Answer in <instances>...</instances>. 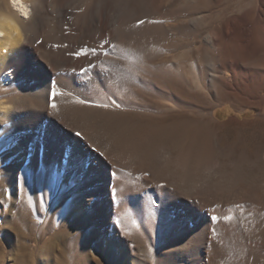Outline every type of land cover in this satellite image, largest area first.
Returning a JSON list of instances; mask_svg holds the SVG:
<instances>
[{
	"label": "rangeland",
	"instance_id": "obj_1",
	"mask_svg": "<svg viewBox=\"0 0 264 264\" xmlns=\"http://www.w3.org/2000/svg\"><path fill=\"white\" fill-rule=\"evenodd\" d=\"M41 1L33 4V11L39 12L38 16L45 25L51 24L50 28L59 32H56V44L40 38L39 46L54 51L65 50L62 54L66 58L68 55V60L86 62L82 64V69L74 65H64L61 69L48 67L53 76L56 75L55 78L70 74L84 77V72L90 67L99 64L101 67L103 59L120 58L123 45L120 46L121 43L116 39L115 24L107 19L104 22L100 20L99 25V21L88 18L91 11L127 10L121 17L124 20H127L125 17L133 18L129 22L121 18V26L127 27L130 23L129 26H135V30H143L159 27L162 23L170 29L168 37L143 35L138 43H131L132 47L124 46L138 66L136 77L142 80L145 85L143 88L133 84L135 86L120 89L110 84L108 89H103L96 84L85 93L87 104L80 101L89 106L100 105L98 108L103 106L106 111L115 110V117L122 119L126 129H129L127 137L144 155L135 163L118 164L112 171L113 176H119L138 191H132L128 196L132 204L117 193L120 198L118 205H121L117 220L119 235L114 234L117 239L113 238L112 242L120 243L122 248H129L136 264H160L169 249L174 248L172 242L163 241L164 234L155 229L168 217L160 214V203L181 198L194 208L199 217L204 215L207 219L212 234L205 248V264H264V0H208L205 4L200 2L195 5L190 4L189 0ZM247 12H250L248 19L242 17ZM202 15L208 18L199 28L198 34H195L189 25L190 19ZM216 29L222 34L223 44L215 74L208 65L213 55L208 54L203 58L198 56L192 61L188 60L189 65L186 67L197 76V81H187L175 71L171 63L183 53L197 49L203 44L206 34ZM224 44L230 48L225 49ZM149 48H154L155 54ZM138 50L140 54L136 53ZM86 65L87 69H84ZM106 65L104 68L108 70ZM220 76L222 78L216 81V87L213 86L212 77ZM79 93L84 94V91ZM170 122V132L163 135L154 133L156 125L161 127ZM179 122L185 123L181 127ZM163 151H168L169 156H163ZM182 156L187 159L185 168L177 160ZM205 161L217 164L208 171L203 167ZM48 174L51 178V172ZM117 186L118 181L115 180ZM23 190V200L19 196L17 198L23 201L29 211L27 213L31 222L37 217L47 218L51 206L60 197L61 185H56L46 193L47 208L28 207L27 185H24ZM6 196L3 195L4 198ZM17 203L22 206L21 202ZM55 217L56 212L49 219L43 237H37L36 240L24 241L18 237L4 240L0 237V264H36L40 251L38 244L42 246L53 235ZM199 217L198 222L201 220ZM43 226L44 222L40 220L31 232L38 231L39 234L44 230ZM145 229L150 234L149 242L146 239L137 240L130 233L134 231L146 237ZM223 233H228L225 235L229 238V244ZM55 242L58 244L59 241ZM70 244L69 248L64 247L70 253V258L69 255H63L61 264L77 262L72 252H78L80 247L77 244L78 247L74 245L73 249L75 243ZM24 246H28L27 251L37 258L25 254ZM80 264L85 262L80 261ZM89 264L96 263L90 261Z\"/></svg>",
	"mask_w": 264,
	"mask_h": 264
},
{
	"label": "bare ground",
	"instance_id": "obj_2",
	"mask_svg": "<svg viewBox=\"0 0 264 264\" xmlns=\"http://www.w3.org/2000/svg\"><path fill=\"white\" fill-rule=\"evenodd\" d=\"M40 1L1 0L0 3V206H2L0 237L4 240L18 237L24 241L43 237L49 219L54 217L56 212L55 220H52L53 235L48 240L45 238V244L42 246L38 244L40 251L36 264H61L63 255H69L70 258V253H67L65 249L69 242H71L70 245L75 243L72 248L77 244L80 247L78 252L71 251L77 258L76 264H80V261L85 264H89L90 261L96 264H136L129 248H122L120 243L112 242L114 234L119 235L117 220L121 205H118L120 198L117 197V193L132 204V199L128 196L136 189L133 187V190L131 185L119 176H113L112 171L115 170L116 165L125 164V162L135 163L134 161L144 155L127 137L129 129L128 127L126 129V123L122 119L115 117L116 114H113L115 110L106 111L103 106L98 108L100 105L97 107L86 105L88 98L85 93L96 84L103 89H108L110 84L120 89L135 86L133 84L143 88L142 80L136 77L138 66L124 46L132 47L131 43L133 41L138 43L143 35L168 37L170 29L162 23L155 28L147 26L149 29L144 28L145 30L142 28L135 30V26H129L130 23L127 27L121 26V15L127 10L91 11L88 18L90 17L94 22L99 21V25L100 20L104 22L107 19L115 24L116 39L121 43L120 46L123 45L119 53L120 58L103 59L101 67L100 64L93 68L88 67L84 77L77 75L79 73L77 69V76L57 75L59 78H55L56 75L54 74V77L48 67L61 69L64 65H74L82 69L85 61L79 59L71 61L72 57L68 60V55L66 58L65 54H62L65 50L54 51L46 46H39L40 38L53 44L58 38L56 32H59L55 28H50V23L45 25L38 16L39 12L33 11L35 9L33 4ZM207 1L189 0V3L205 4ZM185 5L186 8L189 7L187 2ZM186 12L182 11V13ZM249 15L250 12H247L242 17L248 19ZM207 18V15H202V17L190 19L189 25L193 33L198 34L199 28L205 24ZM125 19L127 20L123 19L124 22H129L128 18L125 17ZM134 25L137 26V24ZM222 41L221 32L218 29L213 30L206 34L203 44H200L197 49L183 53L171 64L175 71H178L187 81L195 83L197 76L193 71L186 69L189 65L188 60L192 61L198 56L203 58L211 54L213 58L208 65L214 73L220 62L218 58ZM224 48H230V46L224 44ZM150 49L155 54L154 48ZM114 52L117 53V51ZM136 53L140 54L139 50ZM105 64L108 70L104 68ZM84 69H87V65ZM216 77H212L211 80V84L215 87L216 81L222 78ZM53 90L58 93L54 98L51 95ZM77 90L84 91V94ZM139 92L136 91V93ZM72 93L74 97L76 94V98L72 96ZM52 103L56 104V108L51 107ZM184 123L179 122L178 125L182 127ZM171 124L170 122L161 127L156 125L154 133L163 135L170 132ZM77 132L80 133L79 136L75 135ZM161 154L169 156L170 153L163 151ZM26 158L30 159V163L26 162ZM177 160L180 166H184L183 168L188 165L187 159L183 156ZM216 164L217 162L214 161H205L203 167L211 171ZM49 172H51V178ZM48 178L49 182H47ZM115 180L118 181L117 187H115ZM24 185H27L29 189L27 206L33 205L35 208L38 206L47 208L46 193L56 185H61L60 197L51 206L52 209L47 214L48 219L37 217L38 221L35 219L30 222L29 213H27L29 211L22 201ZM4 194L7 195L5 198ZM17 196L22 200L19 201ZM17 202H21L22 206ZM160 204V214L168 217L166 221L156 225L155 229L164 234L163 241L170 240L174 246L163 256L160 264H205V248L212 234L209 232L205 216L199 217L194 208L181 198L161 201ZM198 217L201 218L200 222ZM40 220L44 222L42 227L44 230H41L39 234L38 231L31 232L33 226ZM144 232L146 237L130 231L137 240H150L147 229ZM226 235L224 239L229 244V238ZM56 240L59 241L58 244ZM24 247L25 254L29 253L32 258H35L32 252L27 251L29 247ZM59 252L60 254H55Z\"/></svg>",
	"mask_w": 264,
	"mask_h": 264
},
{
	"label": "snow or ice",
	"instance_id": "obj_3",
	"mask_svg": "<svg viewBox=\"0 0 264 264\" xmlns=\"http://www.w3.org/2000/svg\"><path fill=\"white\" fill-rule=\"evenodd\" d=\"M25 15H26V13H25ZM57 94H58V93H56L54 90H53L52 93H51V95H52L53 98H54ZM51 107H52V108H56V104H55V103H52V104H51ZM75 135H76V136H79L80 133L77 132ZM26 162L30 163V159L26 158ZM25 171H27V170H25Z\"/></svg>",
	"mask_w": 264,
	"mask_h": 264
}]
</instances>
